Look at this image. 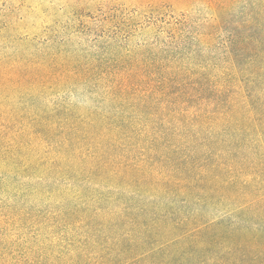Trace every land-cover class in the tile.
<instances>
[{
    "label": "trees",
    "instance_id": "1",
    "mask_svg": "<svg viewBox=\"0 0 264 264\" xmlns=\"http://www.w3.org/2000/svg\"><path fill=\"white\" fill-rule=\"evenodd\" d=\"M131 1L0 47V264H264V0Z\"/></svg>",
    "mask_w": 264,
    "mask_h": 264
},
{
    "label": "rangeland",
    "instance_id": "2",
    "mask_svg": "<svg viewBox=\"0 0 264 264\" xmlns=\"http://www.w3.org/2000/svg\"><path fill=\"white\" fill-rule=\"evenodd\" d=\"M113 3L136 4L131 0H0V47L34 39L50 40L64 50L80 49V31L101 27L102 13Z\"/></svg>",
    "mask_w": 264,
    "mask_h": 264
}]
</instances>
